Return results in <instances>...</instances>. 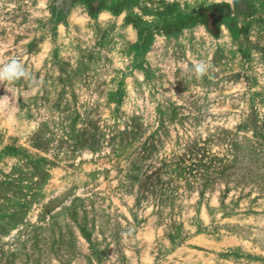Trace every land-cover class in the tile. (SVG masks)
Wrapping results in <instances>:
<instances>
[{
  "label": "rangeland",
  "instance_id": "rangeland-1",
  "mask_svg": "<svg viewBox=\"0 0 264 264\" xmlns=\"http://www.w3.org/2000/svg\"><path fill=\"white\" fill-rule=\"evenodd\" d=\"M13 56L0 264H264V0H0Z\"/></svg>",
  "mask_w": 264,
  "mask_h": 264
},
{
  "label": "clouds",
  "instance_id": "clouds-1",
  "mask_svg": "<svg viewBox=\"0 0 264 264\" xmlns=\"http://www.w3.org/2000/svg\"><path fill=\"white\" fill-rule=\"evenodd\" d=\"M187 71L195 78L200 79L208 73L209 65L205 61L200 60L192 63ZM20 82H23L25 85V94L19 97H22L25 102L30 98L32 93L39 91V89L44 85L43 80L38 78L36 73L30 70L26 64L17 57L13 56L3 63H0V84H4L6 86L15 85ZM16 104L18 105L17 102ZM9 114L12 116L16 115L11 112Z\"/></svg>",
  "mask_w": 264,
  "mask_h": 264
},
{
  "label": "trees",
  "instance_id": "trees-1",
  "mask_svg": "<svg viewBox=\"0 0 264 264\" xmlns=\"http://www.w3.org/2000/svg\"><path fill=\"white\" fill-rule=\"evenodd\" d=\"M87 1H89V3L91 2V1H96V0H87ZM130 0H121V2L122 3H128ZM139 1V0H138ZM145 8H143V10H144Z\"/></svg>",
  "mask_w": 264,
  "mask_h": 264
}]
</instances>
